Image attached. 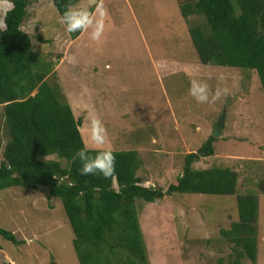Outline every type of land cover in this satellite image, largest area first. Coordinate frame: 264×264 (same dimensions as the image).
<instances>
[{"label":"rangeland","instance_id":"rangeland-1","mask_svg":"<svg viewBox=\"0 0 264 264\" xmlns=\"http://www.w3.org/2000/svg\"><path fill=\"white\" fill-rule=\"evenodd\" d=\"M184 1L104 0L105 32L94 42L88 32L75 38L66 32L51 0H30L21 29L32 49L53 62L48 80L59 84L81 119L84 146L91 121L99 118L111 150L137 151V175L145 186L165 190L174 183L185 155L219 127L214 154L192 166L235 170L234 193L138 200L150 264H228L234 246L221 230L237 220L236 198L243 194L258 201L257 256L241 264H264V93L256 72L198 60L188 28L202 18L183 17ZM192 79L206 80L213 90L221 83L229 92L215 103H197L188 91ZM0 138L4 146L1 105ZM47 159L65 163L55 155ZM0 227L23 240L14 244L0 237V264H79L62 203L44 187L0 191Z\"/></svg>","mask_w":264,"mask_h":264},{"label":"trees","instance_id":"trees-1","mask_svg":"<svg viewBox=\"0 0 264 264\" xmlns=\"http://www.w3.org/2000/svg\"><path fill=\"white\" fill-rule=\"evenodd\" d=\"M79 1L51 0L59 16L68 4ZM11 3L8 30L0 31V105L7 136L4 146L0 138V191L44 187L50 197L60 199L79 264H150L136 202L152 203L175 193L233 194L238 173L229 167L192 166L214 154L217 138L209 135L196 151L185 155L182 172L165 190L142 184L137 175L140 160L132 149L112 150L115 179L82 175L80 160H73L84 148L82 121L75 118L59 84L48 80L54 73L53 62L32 49L30 35L21 29L30 0ZM180 12L185 18H202L188 28L202 64L254 71L264 93V0H186ZM80 33L71 34L75 38ZM51 155L65 163L47 159ZM236 203L237 220L221 230L234 246L228 264H241L244 257L254 262L257 197L238 195ZM0 237L14 244L23 242L2 227Z\"/></svg>","mask_w":264,"mask_h":264},{"label":"clouds","instance_id":"clouds-1","mask_svg":"<svg viewBox=\"0 0 264 264\" xmlns=\"http://www.w3.org/2000/svg\"><path fill=\"white\" fill-rule=\"evenodd\" d=\"M13 8L11 0H0V31L8 30L7 12ZM108 15L104 0H89V5L83 7L68 4L63 15L59 17V23L65 26L68 33L88 32L90 40L98 42L104 35ZM188 91L189 95L201 104L215 103L229 92L221 83H217L213 90L203 79H192ZM109 144L110 140L103 122L99 118H94L91 121L88 142L73 157L74 161L77 158L80 160L82 175L101 174L105 179H115L116 156ZM93 152L94 155L90 154Z\"/></svg>","mask_w":264,"mask_h":264},{"label":"water","instance_id":"water-1","mask_svg":"<svg viewBox=\"0 0 264 264\" xmlns=\"http://www.w3.org/2000/svg\"><path fill=\"white\" fill-rule=\"evenodd\" d=\"M221 123H222V122H221ZM218 128H219V127L217 126L216 129H215V132H214V134H213L214 137H217L218 134H219V133H218V130H219Z\"/></svg>","mask_w":264,"mask_h":264}]
</instances>
